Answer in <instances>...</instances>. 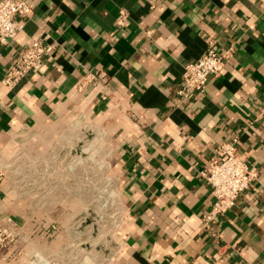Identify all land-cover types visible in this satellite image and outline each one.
<instances>
[{
    "label": "crops",
    "instance_id": "1",
    "mask_svg": "<svg viewBox=\"0 0 264 264\" xmlns=\"http://www.w3.org/2000/svg\"><path fill=\"white\" fill-rule=\"evenodd\" d=\"M25 1L23 30L0 45V218L15 233L0 264L264 263V0ZM41 30L53 45L44 66L8 89V67ZM212 45L231 51L223 69L179 100L184 66ZM100 69L107 84L81 86ZM89 132L108 149L104 179L121 216L96 251L92 236L78 251L73 229L90 204L63 184L78 178L73 166L17 198L6 165L19 148L41 162ZM231 141L258 175L205 227L213 197L199 171Z\"/></svg>",
    "mask_w": 264,
    "mask_h": 264
},
{
    "label": "built area",
    "instance_id": "2",
    "mask_svg": "<svg viewBox=\"0 0 264 264\" xmlns=\"http://www.w3.org/2000/svg\"><path fill=\"white\" fill-rule=\"evenodd\" d=\"M29 13L30 6L25 0H0V45H5L23 30ZM124 15V10H120L117 24L121 28L125 25ZM146 33L150 35L151 30ZM47 37L48 34L41 30L22 47L2 80L5 87L13 89L29 72L39 70L44 66V57L53 49L52 44L46 43ZM230 54L231 51L221 52L212 45L197 61L186 64L176 90L179 100L185 102L192 95L204 92L208 78L221 72L224 61ZM108 80L109 75L106 70L100 69L88 72L81 86L95 83L107 84ZM77 158L75 156L71 158V164L76 162ZM10 166L9 162L6 167ZM67 167L70 168V166ZM199 174L209 186L213 197L209 211L202 217V226L205 227H209L218 215L231 209L235 200L250 188L258 175L255 168L237 156L233 141L219 143L215 154L199 171ZM6 222L5 218H0V250L15 237L13 229L8 228L5 225ZM245 264L251 263L245 262Z\"/></svg>",
    "mask_w": 264,
    "mask_h": 264
},
{
    "label": "rangeland",
    "instance_id": "3",
    "mask_svg": "<svg viewBox=\"0 0 264 264\" xmlns=\"http://www.w3.org/2000/svg\"><path fill=\"white\" fill-rule=\"evenodd\" d=\"M107 153L108 149L100 142L97 135L89 132L73 138L72 147L56 146L51 148L47 157L43 158L41 162H38L37 159L29 162V152L25 148H19L10 160L11 166L6 167V170L10 182L14 185L15 197L22 198L23 186H27L29 181L34 182V185L41 182V185L48 184V187H53L56 180L59 179L57 176L55 177V174L66 170L71 171L67 166H73L72 171L78 175V178L75 180L63 178V184L76 183L79 190L83 192L79 199L84 204H90L89 210L78 211L77 218L80 220V226L73 229L76 231L78 240L77 248L78 251L82 248L86 249V241L89 236H92L96 251L97 246H102L109 240V233L115 228V224L121 216L117 196L113 193L110 194V190L106 188L104 177L107 175L104 171L107 165L105 157ZM73 156L78 158L70 165ZM45 161L49 164L48 171L51 175L45 176L40 173L43 168L41 164H44ZM65 168L67 169L64 171ZM29 177H31L30 180ZM57 183L61 182L57 181ZM43 199H46V196ZM87 224L89 227L86 226Z\"/></svg>",
    "mask_w": 264,
    "mask_h": 264
}]
</instances>
